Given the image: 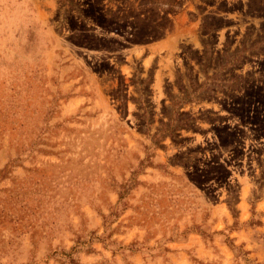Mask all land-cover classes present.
<instances>
[{"label":"rangeland","instance_id":"rangeland-1","mask_svg":"<svg viewBox=\"0 0 264 264\" xmlns=\"http://www.w3.org/2000/svg\"><path fill=\"white\" fill-rule=\"evenodd\" d=\"M0 264H264V0H0Z\"/></svg>","mask_w":264,"mask_h":264},{"label":"trees","instance_id":"trees-1","mask_svg":"<svg viewBox=\"0 0 264 264\" xmlns=\"http://www.w3.org/2000/svg\"><path fill=\"white\" fill-rule=\"evenodd\" d=\"M180 124H181V122H180L179 124H176V126H179ZM176 126H175V127H176Z\"/></svg>","mask_w":264,"mask_h":264}]
</instances>
